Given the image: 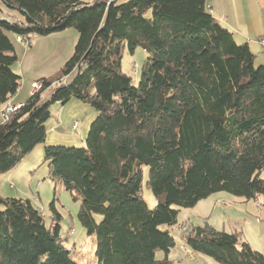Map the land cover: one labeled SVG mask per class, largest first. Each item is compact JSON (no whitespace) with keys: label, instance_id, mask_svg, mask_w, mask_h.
<instances>
[{"label":"trees","instance_id":"obj_1","mask_svg":"<svg viewBox=\"0 0 264 264\" xmlns=\"http://www.w3.org/2000/svg\"><path fill=\"white\" fill-rule=\"evenodd\" d=\"M1 1L24 19L0 16V107L21 86L12 35L79 31L59 76L39 83L46 89L77 70L74 80L48 101L32 93L0 124V174L46 142L53 103L90 104L97 117L86 146H46L45 158L52 179L81 197L79 219L94 238L96 264H169L181 209L214 193L264 202V63L207 0ZM138 47L148 57L134 84L123 57ZM145 167L155 208L143 196ZM1 207L0 264H80L61 224L48 227L29 198L4 197L0 189ZM52 209L61 219L54 203ZM178 236L220 264H264V253L238 232L206 223Z\"/></svg>","mask_w":264,"mask_h":264},{"label":"rangeland","instance_id":"obj_2","mask_svg":"<svg viewBox=\"0 0 264 264\" xmlns=\"http://www.w3.org/2000/svg\"><path fill=\"white\" fill-rule=\"evenodd\" d=\"M93 3L95 0H84ZM111 1V0H110ZM127 0H118L124 2ZM24 17L16 10L8 9L0 0V16ZM19 60L14 64V70L21 75V86L12 97V101L26 102L33 93H40L43 101H48L55 89L61 84L74 80L77 70L69 75L55 80L50 87L39 83L43 78L59 76L66 62L74 54L79 41V31L74 28L53 32L47 35L34 33L30 39L20 41L12 35ZM262 43V42H261ZM148 53L138 47L132 54L125 49L123 70L130 74L134 84L140 80L143 65ZM0 107V119L4 121ZM52 116L46 122L48 133L45 143L38 144L12 172L0 174V189L4 197L29 198L40 207L49 227L53 221L61 224L65 246L72 251L73 258L80 264H96L95 241L88 235L87 230L79 219L81 197L68 191L58 180L50 175L49 162L45 158V147L51 145H67L84 147L92 122L97 117V111L88 103L72 98L65 104L55 102L51 105ZM77 127L74 128V125ZM149 168H144L143 196L150 208L157 206L154 192L148 187ZM55 204L61 219L54 218L52 204ZM3 207L0 208L2 210ZM191 216L193 225L211 224L218 230L240 234V241H247L253 249L264 253V202L263 198L246 199L222 191L201 200L195 207L182 208L179 214L181 224L174 227L176 246L172 249L171 264H220L214 258L197 253L193 261L185 257L181 249H187L183 240L178 236L185 224H192L185 219ZM100 220L101 217L98 216ZM165 228V226H164ZM185 233V232H184ZM163 258V252L158 253Z\"/></svg>","mask_w":264,"mask_h":264},{"label":"crops","instance_id":"obj_3","mask_svg":"<svg viewBox=\"0 0 264 264\" xmlns=\"http://www.w3.org/2000/svg\"><path fill=\"white\" fill-rule=\"evenodd\" d=\"M206 7L222 25L233 32L238 43H247L256 54L257 61L264 63V47L261 44L264 38V0H207ZM23 103L12 101V98L9 101L11 105ZM185 219L193 225L190 215ZM172 251L169 264L173 262Z\"/></svg>","mask_w":264,"mask_h":264},{"label":"built area","instance_id":"obj_4","mask_svg":"<svg viewBox=\"0 0 264 264\" xmlns=\"http://www.w3.org/2000/svg\"><path fill=\"white\" fill-rule=\"evenodd\" d=\"M20 41H22L23 39L22 38H18ZM261 44L262 46L264 47V38L261 39ZM21 108V105L18 104V105H12L11 107H6L4 109V112H3V119L4 121H7L11 118L12 116V112L13 111H16L17 109H20ZM77 127V124L74 125V128ZM188 230V224L186 223L185 226H184V229L182 232L179 233V235H183L184 232H186ZM181 251L184 253L185 257H188V259H191L193 261L196 260L197 256H196V252L190 247L188 246L187 249H181Z\"/></svg>","mask_w":264,"mask_h":264},{"label":"bare ground","instance_id":"obj_5","mask_svg":"<svg viewBox=\"0 0 264 264\" xmlns=\"http://www.w3.org/2000/svg\"><path fill=\"white\" fill-rule=\"evenodd\" d=\"M11 106H12L11 104H6V105H4L3 108L1 109L2 114H3L4 109H5L6 107H11ZM18 110H19V109H17L16 111H13V112H12V115L15 114ZM11 117H12V116H11ZM183 229H184V228H183Z\"/></svg>","mask_w":264,"mask_h":264}]
</instances>
